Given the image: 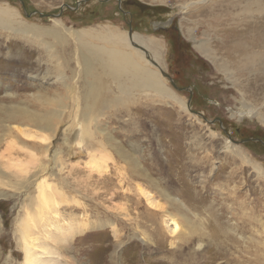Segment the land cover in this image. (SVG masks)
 I'll use <instances>...</instances> for the list:
<instances>
[{
	"label": "rangeland",
	"instance_id": "374dc122",
	"mask_svg": "<svg viewBox=\"0 0 264 264\" xmlns=\"http://www.w3.org/2000/svg\"><path fill=\"white\" fill-rule=\"evenodd\" d=\"M220 1L0 0V7L9 9L14 23L36 26L33 29L58 28L59 24L64 30L73 31L113 27L127 36L132 32L144 39L159 41L162 77L178 97L187 103L190 100L191 107L185 112L176 102L169 104L163 98L150 95L110 109L101 107L105 111V116L99 117L102 128L107 127L124 149H136L144 173L138 176L111 147L108 149L112 158L108 159L110 167L106 170L85 166L86 149L82 147L80 153L73 142L61 139L64 136L71 141L77 131L68 130L64 134L72 121L68 111L71 97L66 98L63 119L54 118L58 128L51 138L52 148L45 152L40 147L31 152L36 155L31 160V172L40 167L42 172L29 180L27 189L11 188L18 195L0 198V264L8 256L14 264H21L23 252L14 235L16 218L27 193L40 180H52L64 192L55 194L51 200L56 210L51 203L44 207L45 218L38 226L41 239L37 243L50 249H39L43 253L41 261L49 264H264V177L240 155L232 156L227 151L229 144V151H238L264 169V72L251 73L246 71V65L238 67V58H232L227 49L239 33L243 39L253 42L256 36L252 31L256 34L257 30L251 26L250 31L240 30L249 25H264V13L253 23L243 9L232 10L224 0ZM249 1L255 0L237 2L244 7ZM235 12L239 13L238 18H233ZM260 30L264 31V27ZM7 35L8 32L0 30V96L5 88L16 92L10 102L27 101L38 110L58 108L56 102L42 104L32 96L38 92L69 96L64 86L55 84L49 77L42 80L48 68L46 51L36 43L27 42L29 39L21 34ZM204 42L216 58L204 55L198 48ZM253 49L261 54L259 47ZM235 50L237 54L241 52L238 47ZM72 51L70 47L65 56L69 57ZM222 59L233 69L232 77L220 70ZM65 72L71 75L70 70ZM29 74H37L38 79ZM49 133L44 132V137L48 139L52 134ZM12 137L0 138V154L5 150L4 141ZM32 139L26 140H37ZM56 148L64 151L61 157L67 165L65 170L59 169L58 155L52 153ZM25 157L29 158V154ZM78 159L82 162L73 165ZM140 186L148 194L138 190ZM162 191L177 199L182 208L180 204L171 207ZM147 195L156 201L148 200ZM30 206L33 208V200ZM166 210L174 213L181 228L186 225L189 230L188 237L174 245L169 232L172 224L168 229L164 223L165 233L160 232V226L154 228ZM101 220L115 221V230L109 225L93 228ZM73 226L75 229H71ZM62 227L70 229L66 231ZM221 239L231 242L233 250L238 252L226 258H220L219 253L218 259L215 258Z\"/></svg>",
	"mask_w": 264,
	"mask_h": 264
},
{
	"label": "bare ground",
	"instance_id": "6f19581e",
	"mask_svg": "<svg viewBox=\"0 0 264 264\" xmlns=\"http://www.w3.org/2000/svg\"><path fill=\"white\" fill-rule=\"evenodd\" d=\"M200 1L206 3L207 0H199V2ZM221 1L220 3H222ZM237 1L238 0H224V3H228L227 6L235 11L243 9V12L247 13L253 19V23L258 22V18L264 13V1H249L244 7L238 4ZM229 8L226 9L230 10ZM213 16L219 18V14ZM232 16L233 18H238L239 13L235 12ZM60 26L59 24L58 28L37 27L33 29V27L36 26L26 25L23 22L14 23L13 20H11L9 9L0 7V30L8 32L7 36L21 34L29 39L27 42L36 43L38 47L46 51L48 56V68L47 74L42 77V80L43 78L47 80V77H49L55 84L64 86L69 94L68 97L58 93H55L53 96L46 92L33 94V98L39 100L42 104L50 105L56 102L59 105L56 109L38 110L30 107L27 101L10 102L11 97L15 95L16 92L11 93L5 91V88L2 91L0 100H8L0 101V127L3 132L0 138L5 140V136L7 135L13 137L10 141H4L6 143L5 150L7 151L5 152L4 150L0 154V198L18 195V193L13 192L11 188H16L18 191H21L23 188L27 189V186L31 184L29 180L32 177H38L39 173L42 172V167L31 172V160H34L36 157L35 153L31 152L40 147L45 152L49 151L51 138L58 128L54 123V118L55 116L62 118L66 111V98L71 97V105L68 111H70L69 118H72V121L69 123L70 127L64 131V134L67 133L68 130L71 131L76 129L77 131L75 137L71 141L65 140L64 136L61 139H63L64 142H73L76 151L80 153L83 152L82 147L86 149L87 160L84 161L85 166L89 168H105L106 170V167L109 166L108 159L112 158L110 150L108 149L111 147L122 161L131 165L133 170L138 173V176L144 173L143 169H141L139 157L135 154L136 149H124L107 127L102 128L99 117L105 116V111H102L101 107L110 109L113 106L123 105L131 99L138 101L139 98L144 95H150L163 98L169 104L176 102L181 105L182 110L185 112L191 109L190 101L187 103L186 100L178 97L174 90L166 84V79L162 77L161 70L163 69V61L159 41H155L152 38L144 39L138 35V33H131V36H127L126 32L116 30L113 27L101 28V30L89 28L81 31H73L71 29L64 30V27L62 28ZM250 26L257 30L256 34L252 31L253 35L256 36L252 38L253 42L243 39L242 34L239 33V35L233 39V42L227 46L228 54H231L232 58H238V67L243 65L248 66V70L246 71L264 72V31L260 30L264 25H249L247 28L241 29L240 32L250 31ZM187 32L190 33L189 29ZM259 34L262 36L258 37ZM45 37H51L52 40L48 41ZM71 37L72 39L70 40L69 38ZM70 47H73L71 55L69 57L65 56V53L69 52ZM237 47L241 49V52H238L239 54H237L235 50ZM254 47H259L261 49V54L253 49ZM198 48L208 57L214 59L217 56L213 54V50H211L206 42L199 45ZM222 61L224 62L221 63ZM71 62H74L75 65H70ZM221 62L219 64L220 70L224 71L228 77H232L233 69L230 68L229 62H225L224 59H222ZM151 64L157 68H153ZM67 70H70L71 75L65 72ZM36 75L37 74H29L34 80L38 79ZM239 76L241 77L240 74ZM43 83L44 81L41 82V85H43ZM7 89L8 87L6 90ZM133 90L143 93H133ZM44 132H50L49 134H52L48 135L50 137L47 139V136L44 137ZM14 136H16V139H14ZM31 137L37 140L39 139L40 141L37 142V140H35L30 142L26 140ZM90 147H92V150ZM229 148L230 145L228 144L227 151L230 155H240L245 163H250L252 165L259 176L264 177L263 168L250 162L248 158H244L238 151H229ZM12 149L16 150V152H13ZM68 149L69 145L66 151H68ZM63 152L62 148H56L52 151V153L58 155L60 160L58 167L60 170H65L67 167L62 161L61 154ZM27 154H29V158L25 157ZM80 161L81 160L78 159L73 165L80 164L82 162ZM120 169V171H123L122 168ZM19 179L22 180V183H26L27 185H21ZM121 185L123 186V183ZM4 187L9 189H5ZM74 188L77 190L76 187ZM138 190L147 193L146 189L141 188V186L138 187ZM140 191H138V193H140ZM78 192H80V190ZM28 193L25 200L22 202L20 213L16 218L14 230L18 246L23 252L21 264H49L47 261L40 260L42 258H40V256L43 255V253L39 252V249L47 251L50 248L44 246L42 243H37L41 239V229L38 226L40 222L44 221L45 217L43 215V210L45 205H48V207L49 203L52 205L53 202H51V200L53 201V198L55 199L54 195L63 194L64 192L54 181L40 180L36 183V188L29 194ZM162 193L171 207L175 204H180L178 206L181 207V203L172 195H169L166 191H162ZM147 199L156 201L152 195H149ZM32 200L34 204L33 208L30 206ZM27 201H29V203H27ZM53 206L56 210L57 207L55 205L51 207ZM164 223L167 224L168 227H166L168 229L171 224L173 226V229H169L171 244L174 245L176 241L188 237V226L185 225L181 228V223L178 222L172 211L166 210L162 215V221L155 225L154 228L157 229V227L160 226V232L165 233L166 230L163 229ZM101 225H109L115 230L116 222L113 220H108L106 222L101 220L98 221L93 228L100 227ZM1 226L2 224L0 221V228ZM74 227L75 226L71 229H75ZM136 227L143 233H146L145 228H142L140 224H137ZM150 227L152 226H149V228ZM63 228L64 227H62V229ZM67 229L68 228L65 227L63 230L68 231L70 228ZM81 231L82 230H80L79 233ZM188 240L190 239H187V241ZM245 241L247 240L245 239ZM217 250L218 251L215 253V258L217 259L219 253L220 258H226L228 255H233L238 252L233 250L231 242L227 243L222 239L219 242ZM3 264H14V262H12L11 258L8 256Z\"/></svg>",
	"mask_w": 264,
	"mask_h": 264
},
{
	"label": "water",
	"instance_id": "95a60500",
	"mask_svg": "<svg viewBox=\"0 0 264 264\" xmlns=\"http://www.w3.org/2000/svg\"><path fill=\"white\" fill-rule=\"evenodd\" d=\"M42 15H44V14H42ZM131 33L132 32H129V36H131ZM163 74H165L164 72H163ZM172 84L175 86V83L172 81ZM190 101V100H189Z\"/></svg>",
	"mask_w": 264,
	"mask_h": 264
}]
</instances>
